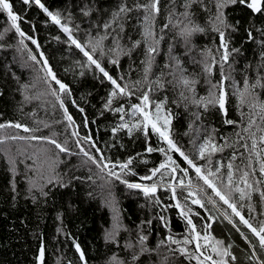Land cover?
Listing matches in <instances>:
<instances>
[{"label": "snow or ice", "instance_id": "snow-or-ice-1", "mask_svg": "<svg viewBox=\"0 0 264 264\" xmlns=\"http://www.w3.org/2000/svg\"><path fill=\"white\" fill-rule=\"evenodd\" d=\"M0 14V206L12 232L13 212L35 211L34 227L19 218L31 264H47V209L53 264H264V0H0ZM105 210L102 243L83 245Z\"/></svg>", "mask_w": 264, "mask_h": 264}, {"label": "trees", "instance_id": "trees-1", "mask_svg": "<svg viewBox=\"0 0 264 264\" xmlns=\"http://www.w3.org/2000/svg\"><path fill=\"white\" fill-rule=\"evenodd\" d=\"M50 2L58 3L59 0H50ZM4 26L5 20L2 14H0V30H2ZM8 39H11V34H9ZM41 39H43V36L41 37ZM48 47H51V45H49ZM0 55L5 54L0 53ZM67 78L70 80L71 76H68ZM9 103V101H4L2 98H0V109L7 107ZM7 115H11L10 110ZM39 115L43 116L44 114L43 112H41L39 113ZM8 180L9 175L4 171L3 165L0 164V193L6 191ZM24 203L25 202L21 200V204L24 205ZM98 203L99 202L97 201L92 205V207H96ZM124 207H126L129 212L133 214V219H136L135 201L125 200ZM5 211H8V209L0 206V264H31V256L34 253L36 245L28 235V231L26 229L20 228L19 218L22 216L27 217L29 226L34 227L36 223L35 211L29 205L26 207H22L19 212L12 213V218H15L17 220V232H12L9 230L11 227V223L10 219H6L4 216ZM105 214L106 210L104 212L96 213V224L93 226L94 230L87 232L80 237L81 243L83 245L89 246L92 243H95L97 246H99L102 243L99 238V225L103 223L102 217ZM54 215V210L47 209L46 222L41 224V229L45 234L46 246L48 249L47 264H53L55 259V250L58 247V245L52 239L55 235L56 227L52 219ZM59 247H63V245H60ZM65 251H67L68 255H72V250L70 247L65 249Z\"/></svg>", "mask_w": 264, "mask_h": 264}]
</instances>
